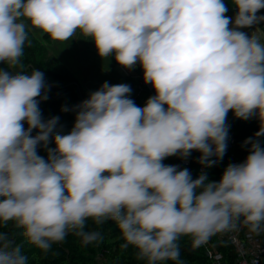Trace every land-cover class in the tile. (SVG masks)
<instances>
[{
	"label": "clouds",
	"instance_id": "clouds-1",
	"mask_svg": "<svg viewBox=\"0 0 264 264\" xmlns=\"http://www.w3.org/2000/svg\"><path fill=\"white\" fill-rule=\"evenodd\" d=\"M231 3L233 17L223 0H0V226L14 223L48 252L69 233L101 242L87 222L112 221L143 264H184L182 237L199 247L241 226L264 234V35L244 31L264 24V0ZM34 30L60 42L79 33L101 59L139 64L155 95L137 106L130 85L105 81L62 106L75 112L65 133L58 116L42 114L44 73L25 67ZM229 111L260 128L243 142L246 158L210 181L228 147ZM193 151L195 179L163 163ZM0 264H28L4 231Z\"/></svg>",
	"mask_w": 264,
	"mask_h": 264
},
{
	"label": "trees",
	"instance_id": "trees-1",
	"mask_svg": "<svg viewBox=\"0 0 264 264\" xmlns=\"http://www.w3.org/2000/svg\"><path fill=\"white\" fill-rule=\"evenodd\" d=\"M228 7L227 16L235 15V7L231 0H223ZM258 15H264L262 9ZM264 28V24H261ZM31 46L25 47L24 63L27 69L34 67L42 71L45 80L50 85L48 99L42 101L40 108L45 119L53 116L60 118V124L64 126V132L71 130L75 116L70 111L62 112V106L72 108L73 103L81 102L88 98L80 87L77 80L59 63L54 62L51 58L46 57L44 47L35 43L32 36L29 35ZM43 41H50L47 34H42ZM114 59V58H111ZM141 82L143 80V69L139 64L134 68ZM155 95L154 89L148 90L144 87L139 89L137 95L132 99L137 106H144L146 100ZM226 125L229 127L228 147L223 160L216 166L207 169L208 179L210 181H219L224 168L232 162H242L248 155L246 147H242L243 142L253 137L259 130L260 123L257 118L252 117L248 120L236 118L229 111L226 118ZM26 126V125H25ZM264 143V137L261 138ZM54 146V145H50ZM39 154L46 156L43 149L39 150ZM200 153L193 151L188 158V163L184 164L183 160L176 157L166 158L163 163L166 165H179L180 168H188L195 179L200 171L201 165L197 163ZM86 230H98L103 235V240L90 245H83L81 239L74 234L69 233L62 243L53 244L48 252L28 243L23 236V230L15 227L14 223L9 222L6 226H0V231L8 232L15 244L22 246L24 254L28 257V264H143L137 261L136 250L129 246L122 248L124 243L121 233L114 222L108 221L104 225L97 226L91 220L87 222ZM208 246L199 247L192 246L191 237H182L180 240L181 259L184 264H213L212 259L207 256V250H215L222 254L224 261L228 264L235 263V252L231 245L224 239L222 233L211 236L208 240ZM172 264V262H167Z\"/></svg>",
	"mask_w": 264,
	"mask_h": 264
},
{
	"label": "rangeland",
	"instance_id": "rangeland-1",
	"mask_svg": "<svg viewBox=\"0 0 264 264\" xmlns=\"http://www.w3.org/2000/svg\"><path fill=\"white\" fill-rule=\"evenodd\" d=\"M244 31L249 33L253 31L258 35H264V28L261 25L254 29H244ZM41 35L39 30L30 33L35 43L45 48L46 57L62 65L77 80L87 96L99 89L105 81L110 85L122 83L130 85L131 99L142 87L134 68L125 69L111 58L109 60L101 59L97 54L94 42L90 39L85 40L79 33L68 42L53 40L46 42L41 39ZM3 67L5 66L0 64V68ZM79 103H73L72 107ZM70 113L75 116V112L70 111Z\"/></svg>",
	"mask_w": 264,
	"mask_h": 264
},
{
	"label": "built area",
	"instance_id": "built-area-1",
	"mask_svg": "<svg viewBox=\"0 0 264 264\" xmlns=\"http://www.w3.org/2000/svg\"><path fill=\"white\" fill-rule=\"evenodd\" d=\"M141 83L142 87L148 90L153 89L151 84ZM183 163L187 164L188 159L186 161L183 160ZM222 234L224 239L234 249L236 255L234 264H264V234L259 236L252 234L244 226H241L237 231L224 232ZM202 245L207 248L208 241ZM207 256L212 259L213 264H228L224 261L222 254L215 250H207Z\"/></svg>",
	"mask_w": 264,
	"mask_h": 264
}]
</instances>
